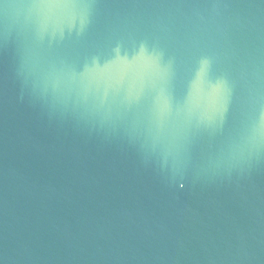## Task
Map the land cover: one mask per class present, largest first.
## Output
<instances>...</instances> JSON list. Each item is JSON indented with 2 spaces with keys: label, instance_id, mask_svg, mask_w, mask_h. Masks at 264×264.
Wrapping results in <instances>:
<instances>
[{
  "label": "water",
  "instance_id": "95a60500",
  "mask_svg": "<svg viewBox=\"0 0 264 264\" xmlns=\"http://www.w3.org/2000/svg\"><path fill=\"white\" fill-rule=\"evenodd\" d=\"M0 264H264V0H0Z\"/></svg>",
  "mask_w": 264,
  "mask_h": 264
}]
</instances>
